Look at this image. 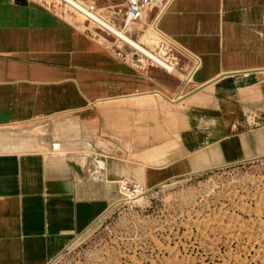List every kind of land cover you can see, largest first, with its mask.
<instances>
[{"label":"crops","instance_id":"crops-1","mask_svg":"<svg viewBox=\"0 0 264 264\" xmlns=\"http://www.w3.org/2000/svg\"><path fill=\"white\" fill-rule=\"evenodd\" d=\"M161 2L145 17L174 73L37 0H0V264H50L124 181L151 192L264 159V0Z\"/></svg>","mask_w":264,"mask_h":264},{"label":"rangeland","instance_id":"rangeland-1","mask_svg":"<svg viewBox=\"0 0 264 264\" xmlns=\"http://www.w3.org/2000/svg\"><path fill=\"white\" fill-rule=\"evenodd\" d=\"M37 1L138 65L173 73L180 68V56L156 31L153 15L127 19L128 0L72 1L153 58L66 0ZM153 7L159 10L155 0ZM120 195L105 218L50 264H264V159L198 173L136 196Z\"/></svg>","mask_w":264,"mask_h":264},{"label":"built area","instance_id":"built-area-1","mask_svg":"<svg viewBox=\"0 0 264 264\" xmlns=\"http://www.w3.org/2000/svg\"><path fill=\"white\" fill-rule=\"evenodd\" d=\"M154 0H128V6L126 10L127 19L130 22L142 20L148 11L153 9ZM93 11V8H90ZM145 190L140 185H134L127 181L122 182L119 185V192L122 195L136 196L137 194L143 193Z\"/></svg>","mask_w":264,"mask_h":264},{"label":"bare ground","instance_id":"bare-ground-1","mask_svg":"<svg viewBox=\"0 0 264 264\" xmlns=\"http://www.w3.org/2000/svg\"><path fill=\"white\" fill-rule=\"evenodd\" d=\"M67 2H70V4H72L74 7H76L77 9H79L80 11L84 12L87 16H89L91 19L97 21L98 23L102 24L106 29L110 30L111 32L115 33L117 36H119L120 38L129 41L130 43H132V45L136 48H138L139 50H141L142 52H144L145 54H147L149 57L153 58V56L148 52L145 51L143 48L139 47L138 45L134 44L133 42H131L128 38H126L122 33L116 31V29L108 26L106 23L103 22V20L99 19L96 15H94L93 13L87 11L86 9H84L83 7H81L78 3L72 1V0H66ZM155 3L160 7L161 11L160 14L158 16V18L162 15L161 13L164 11V8L168 5L167 3L165 4H161L159 0H155ZM160 62V61H158Z\"/></svg>","mask_w":264,"mask_h":264}]
</instances>
